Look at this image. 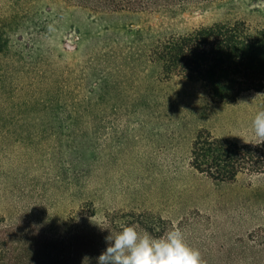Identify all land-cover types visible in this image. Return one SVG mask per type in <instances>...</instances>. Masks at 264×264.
I'll return each instance as SVG.
<instances>
[{
  "label": "rangeland",
  "instance_id": "1",
  "mask_svg": "<svg viewBox=\"0 0 264 264\" xmlns=\"http://www.w3.org/2000/svg\"><path fill=\"white\" fill-rule=\"evenodd\" d=\"M236 21L264 29V0H204L166 12L94 11L73 0H0L1 225H73L80 200L74 197L69 206L68 194L59 193L55 206L48 187L62 190L87 157L97 177L89 176V185L88 178L79 179L75 188L93 199L94 212L83 215L88 226L127 221L160 236L176 225L206 264H264V174L220 183L189 166L199 130L258 144L251 122L264 110L263 95L246 93L233 104L214 106L199 83L160 81V61L149 53L162 37ZM36 73L51 77L49 84L38 86ZM36 87L54 97L56 112L48 116L56 122L52 127L26 112L21 132L8 108L20 106L21 93ZM90 102L96 106L91 117L84 113ZM7 127L12 130L4 134ZM24 136L29 138L19 143ZM41 139L57 141L50 148L38 144ZM86 139L92 140L89 149L81 145ZM57 149L62 160L37 159ZM56 167L62 168L58 182L47 173ZM46 187L50 205L44 214L35 202ZM71 208L74 214H68Z\"/></svg>",
  "mask_w": 264,
  "mask_h": 264
},
{
  "label": "trees",
  "instance_id": "2",
  "mask_svg": "<svg viewBox=\"0 0 264 264\" xmlns=\"http://www.w3.org/2000/svg\"><path fill=\"white\" fill-rule=\"evenodd\" d=\"M201 1L204 0H73L94 11L143 9L160 12H166L176 6L182 7L186 3ZM156 42L157 44L149 49V53L160 61V81L177 77L186 82L199 83L206 98L214 106L233 104L241 95L251 92L262 94L264 104L263 28L252 29L241 21L215 23L198 27L182 35H168L160 38V42ZM34 75L38 86L40 84L46 86L51 81V77L42 73ZM20 98L23 99L20 106L8 109L14 112L15 118H18V127L21 132L24 131V118L28 116L26 112L39 114L40 119H45L41 120L43 123L54 126L56 122L54 117L48 116L56 112L53 102L55 99L51 96L49 89L41 91L39 87H36L22 92ZM67 105L72 107V104ZM95 111L96 106L92 102L88 103L84 109V113L90 117ZM11 130V127H7L4 134L10 133ZM72 130L78 131L80 127H74ZM59 136L60 138L69 137L68 134ZM33 137L40 139L44 136L34 135ZM19 138V143L23 144V140L29 137ZM69 139L70 137L66 143ZM41 141L43 140L37 141L38 144L52 148L50 143H55L57 139L50 140L49 144ZM91 141L86 139L81 145L89 149L92 147ZM49 152V155L37 154V159H47L53 164L55 158L62 160L63 157L58 155L60 153L58 149L55 153L51 150ZM81 158L79 162H84L83 168L79 174L72 172L66 177L67 182L62 190L59 187H48L49 195L55 198V206H57L56 200L60 196L59 193L68 194L69 202L66 205L71 206L74 197L80 200L81 211L75 215V218L79 220L75 219L73 225L61 223L58 225L59 221L51 225L52 220H49L47 224L37 221L36 224L31 223L29 227H26L21 220L15 223L10 221L4 225H1L3 223L0 220V264H97V257L108 246L105 237L108 236V227L112 225L100 223L96 226H88L90 223H85L86 220L83 219V215L94 212L93 199L92 197L88 199L89 194L88 198L78 195L75 186H78L76 183L79 179L87 178L86 185H89L88 182L91 181L89 176L93 180L97 176L94 161H88L87 157ZM189 166L196 172L205 174L212 181L220 183L232 182L237 175L244 173L253 176L262 175L264 174V143L254 146L237 144L225 138H216L205 130H199L191 142ZM53 170L54 173L47 172L49 179L58 182L62 168L56 167ZM40 178L42 177H38ZM47 190L46 187L43 195H37L36 212L43 211L45 214L47 211V203L50 205L44 197L48 194ZM69 213L74 214L72 208ZM73 216L70 218L71 221ZM126 222L121 225H128ZM121 225L113 224L114 233L120 230ZM62 227L64 230L61 229ZM138 230H147L151 233L144 225L138 226Z\"/></svg>",
  "mask_w": 264,
  "mask_h": 264
},
{
  "label": "clouds",
  "instance_id": "3",
  "mask_svg": "<svg viewBox=\"0 0 264 264\" xmlns=\"http://www.w3.org/2000/svg\"><path fill=\"white\" fill-rule=\"evenodd\" d=\"M251 129L258 144L264 143V110L256 113ZM105 242L108 246L97 257V264H206L176 225L160 236L138 230L135 224L121 225L118 232L110 231Z\"/></svg>",
  "mask_w": 264,
  "mask_h": 264
}]
</instances>
